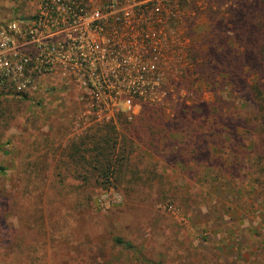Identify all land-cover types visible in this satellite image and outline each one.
<instances>
[{"label": "rangeland", "instance_id": "374dc122", "mask_svg": "<svg viewBox=\"0 0 264 264\" xmlns=\"http://www.w3.org/2000/svg\"><path fill=\"white\" fill-rule=\"evenodd\" d=\"M41 2L0 0V21L30 19ZM109 2L123 8L128 1L84 0L88 10ZM243 2L164 7L181 15L169 93L161 102L135 100L138 115L164 108L163 121L127 132L135 145L115 187L80 179L94 175L83 162L93 154L81 144L100 126L87 118L94 100L80 96L86 90L78 83L62 80L58 68L39 80L38 98L0 89V264H264V109L257 113L244 85L260 78L253 75L259 61L242 37L228 39L223 20L228 6L242 11L237 23L255 14ZM194 49L230 67L216 80L234 85L219 88L193 74L201 62L189 61Z\"/></svg>", "mask_w": 264, "mask_h": 264}, {"label": "built area", "instance_id": "2783aa9c", "mask_svg": "<svg viewBox=\"0 0 264 264\" xmlns=\"http://www.w3.org/2000/svg\"><path fill=\"white\" fill-rule=\"evenodd\" d=\"M127 1L88 10L84 0H42L32 18L0 21V89L38 98L39 80L60 68L62 80L75 81L86 90L80 96L94 100L87 118L96 126L120 114L132 120L135 100L161 102L179 44V13L164 9L174 0Z\"/></svg>", "mask_w": 264, "mask_h": 264}, {"label": "trees", "instance_id": "16d2710c", "mask_svg": "<svg viewBox=\"0 0 264 264\" xmlns=\"http://www.w3.org/2000/svg\"><path fill=\"white\" fill-rule=\"evenodd\" d=\"M243 2L245 6H253L255 5L257 10L254 13L248 14L243 20L237 23V19L242 13L239 8H233L232 6H228L226 13L228 14V18H224L223 20H228L230 22L227 26L230 25L229 29H226L225 32L231 33L228 39H232V41L241 39L246 43V53L248 49H253L257 53L259 66L255 69V74L259 79L257 81L250 80L246 81V91L251 94L252 97V105L256 109L257 113L264 109V0H245ZM250 5H249V4ZM248 4V5H247ZM240 7V5H239ZM247 8V7H246ZM214 14V12L212 13ZM181 17V15H180ZM185 20L187 18H184ZM189 19V18H188ZM252 23L253 29L255 30V34H251L249 32V25ZM236 26V27H235ZM243 33L245 35L243 36ZM251 34V35H250ZM220 38L218 37V40ZM231 41H228L230 44ZM216 46L218 50L221 52L228 51V48L222 47L219 44L213 45ZM253 46V48H251ZM233 48V47H232ZM194 51V52H193ZM190 51L189 53H194L196 56L194 58H189V61H200V63H195L193 74L202 73L203 75H207V79H209V85H216L220 88V85L225 87V85L232 86L234 83L232 82H224L219 81L217 79V75H225L231 74L232 70L230 67H226L225 64L218 61V58L211 57V51L205 53L203 51H196L195 49ZM214 63V64H212ZM239 68L235 67L236 70H246V66L242 67L239 64ZM188 71V70H187ZM186 70L182 71V77L187 76L189 74H185ZM184 78V77H183ZM202 78V77H201ZM194 85V83H193ZM208 85V86H209ZM222 88V89H223ZM233 88V87H232ZM225 89V88H224ZM229 92H232L229 91ZM142 101V100H141ZM143 102V101H142ZM186 102V101H185ZM148 107V106H147ZM153 107V106H152ZM162 107L155 108H145L141 111L140 115L135 116L134 121H129L128 117H124L119 123L117 120L111 124H106L100 126L96 130H94V134L89 136L91 140L87 142H83L81 145L87 146L89 150L92 152V159L83 158V162L85 163L84 167L91 169L94 175L89 176L87 173L80 177L83 182H90L92 180L96 181L98 184L104 187H111L118 185L122 178L123 168H126L129 163V157L133 154L132 147L135 145L133 138H131L127 132H133L137 128L150 127L152 130L158 129V123L153 122L154 119L162 120ZM164 115V114H163ZM161 116V117H160ZM132 119V120H133ZM157 126H156V125ZM123 130L122 137H119V130ZM126 131V132H125ZM156 133V132H155ZM87 137V138H89ZM152 146L149 148L152 149L155 146L154 143H151ZM115 242L118 244L125 245L126 247H131L129 244L125 243L122 239L116 238Z\"/></svg>", "mask_w": 264, "mask_h": 264}]
</instances>
